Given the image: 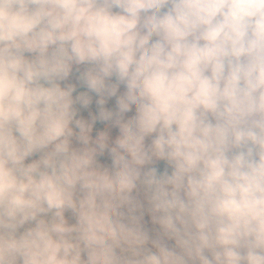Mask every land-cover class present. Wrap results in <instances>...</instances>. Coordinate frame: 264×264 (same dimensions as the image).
Here are the masks:
<instances>
[{
  "label": "clouds",
  "instance_id": "obj_1",
  "mask_svg": "<svg viewBox=\"0 0 264 264\" xmlns=\"http://www.w3.org/2000/svg\"><path fill=\"white\" fill-rule=\"evenodd\" d=\"M0 264H264V0H0Z\"/></svg>",
  "mask_w": 264,
  "mask_h": 264
}]
</instances>
